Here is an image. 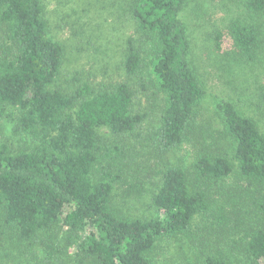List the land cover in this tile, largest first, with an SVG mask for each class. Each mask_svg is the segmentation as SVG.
I'll list each match as a JSON object with an SVG mask.
<instances>
[{
  "label": "trees",
  "instance_id": "obj_1",
  "mask_svg": "<svg viewBox=\"0 0 264 264\" xmlns=\"http://www.w3.org/2000/svg\"><path fill=\"white\" fill-rule=\"evenodd\" d=\"M186 3L125 2L140 37L127 39L122 66L129 76L145 66L164 96L154 133L158 153L182 145L205 95L189 59L182 17ZM245 5L264 13V0ZM229 33L241 56L255 57L261 30L253 20L232 21ZM65 53L63 43L49 35L44 0H0V117H8L21 136L17 145L0 143V246L17 249L4 251L3 259L11 264H162L161 243L189 234L197 218L207 217L224 241L194 264H264L259 123L232 102L216 101L235 165L226 155L208 154L196 158L192 173L165 165L150 196L152 215L127 216L112 201L122 179L118 168L109 166L117 148L109 147L101 130L115 137L134 133L146 114L133 110L136 91L127 82L96 90L84 82L70 92L55 87ZM233 171L255 191L246 198L239 185L226 197L228 205L216 202L207 182L224 181ZM182 252L179 247L177 253Z\"/></svg>",
  "mask_w": 264,
  "mask_h": 264
},
{
  "label": "rangeland",
  "instance_id": "obj_2",
  "mask_svg": "<svg viewBox=\"0 0 264 264\" xmlns=\"http://www.w3.org/2000/svg\"><path fill=\"white\" fill-rule=\"evenodd\" d=\"M44 1L49 35L66 48L55 87L70 92L84 82L92 90L127 82L136 91L133 110L146 114L134 133L115 137L108 130H101L107 135L109 147L117 148L109 166H116L122 179L115 186L112 201L123 214L152 215L150 196L158 172L165 165L177 164L192 173L193 163L203 154L226 155L235 165L230 140L215 109L216 101L232 102L255 119L264 132V13L248 9L246 0H187L182 17L191 44L189 59L205 95L196 107L194 128L187 132L182 145L166 153L156 151L154 134L164 96L158 93L145 66L136 76H129L122 66L127 39L140 37L131 13L125 10L126 0ZM235 20H253L261 30L260 47L254 58H244L233 46L229 24ZM139 82H145L148 88L142 89ZM20 141L21 136L12 131L10 119L0 117V143L14 146ZM235 171L224 181L207 182L213 200L228 205L226 197L235 195L239 185L247 190L246 198L252 195L256 187L246 186ZM214 223L199 217L189 234L163 241L157 250L162 264H194L202 253L204 257L217 243L222 244L224 238L215 231ZM179 247L181 254L177 253ZM7 250L0 246V259L5 258ZM9 251L16 253L17 249ZM7 260L0 264H11Z\"/></svg>",
  "mask_w": 264,
  "mask_h": 264
}]
</instances>
